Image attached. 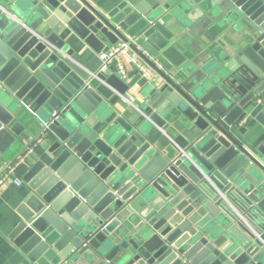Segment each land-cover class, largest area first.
<instances>
[{"label":"water","instance_id":"water-1","mask_svg":"<svg viewBox=\"0 0 264 264\" xmlns=\"http://www.w3.org/2000/svg\"><path fill=\"white\" fill-rule=\"evenodd\" d=\"M199 13L198 26L222 18L239 38L192 76L165 72L124 34L160 51L186 28L198 34ZM120 41L161 78L126 113L110 107L129 89L115 67L90 72L74 58V45L100 54ZM94 81L116 94L105 100ZM0 83V150L22 135L25 113L42 123L29 144L44 134L24 174L18 246L52 250L49 264L86 254L104 264H264V138L255 152L238 136L248 123L264 128V0H124L110 13L89 0H0ZM176 112L198 134L158 150L147 135ZM139 198L151 207L123 223Z\"/></svg>","mask_w":264,"mask_h":264},{"label":"crops","instance_id":"crops-1","mask_svg":"<svg viewBox=\"0 0 264 264\" xmlns=\"http://www.w3.org/2000/svg\"><path fill=\"white\" fill-rule=\"evenodd\" d=\"M89 1L100 11L110 13L116 11L124 0ZM203 16L199 13L196 20L192 21L190 25L196 28L198 34H193L190 32V28H186L182 33L186 34L187 38L184 39L180 35L175 36L171 40L172 48L169 46L160 51L153 48L142 38H137L135 35L130 36V34L126 32H124V34L165 72L174 69L177 73L182 70H187L188 76H192L195 72L208 66L214 51H224L226 48L232 46L231 42H237L239 38V33L233 31L231 25L223 23L222 18L218 21L213 20L212 23L198 26V23L203 20ZM168 19L173 20L174 17L169 15ZM74 48L76 49L74 58L81 63L83 68L90 72L100 71L102 61L99 53L93 51L83 43H80L78 47L74 45ZM130 53L137 61L133 60L129 55H121V60L126 69V77H120L127 82L129 86L128 92L126 96L121 97L115 105L110 104L113 110H118V112L122 113L132 112L137 107H141V105L151 100L154 95L152 87L157 85L161 79L157 72L132 48ZM139 63L145 65L147 72L139 68ZM175 65L179 66L177 67ZM94 84H96V90H99L105 100L111 99L116 94L115 91L95 81ZM4 89L5 87L0 83V95ZM25 114V116L16 119L24 127L22 135L18 137L16 142L8 146L5 151L0 150V168L13 163L22 154L26 146L31 142L33 136L38 133L42 126V123L31 120V115L28 113ZM179 115L178 112H176V117L168 115L166 117L168 122L162 129L158 128L155 124L152 125L147 135V140L151 142L153 147L158 150H170L172 152L174 150L171 146L173 142L180 146L186 145L188 142H192L195 139L198 130L194 126V122L183 119V116L181 117ZM254 124H256L255 128L259 130L257 131L258 133L255 132L254 125L248 123L245 124L248 128L247 132L245 134L238 133V136L243 142L249 145L252 150L257 152L256 149L262 144L264 138V128L259 123ZM27 132L31 135H27ZM261 133H263V135H261ZM40 143L36 145L34 152L31 153L28 160L23 162L17 169L16 176L20 177L24 183L18 186L14 184L12 180H8L4 186L0 188V264H49L46 262V258L49 255L57 258V253L52 250L37 253L39 246H26L27 241L21 243L22 247H27L26 251H23L22 247L18 246L15 243V239L12 238V233L20 221L18 207L23 197L28 192V187L24 181V174L35 161V156L42 151L39 145ZM172 192L171 190V193ZM157 197L161 198V195L158 194ZM152 198H155V196L150 195L149 199L151 200ZM150 200L139 198L133 204L124 208L121 212L122 222L125 223L128 222L129 219L136 220L140 218L141 213L151 207L152 203ZM104 263L105 261L103 259H98L93 254H86L82 256L77 264Z\"/></svg>","mask_w":264,"mask_h":264},{"label":"built area","instance_id":"built-area-1","mask_svg":"<svg viewBox=\"0 0 264 264\" xmlns=\"http://www.w3.org/2000/svg\"><path fill=\"white\" fill-rule=\"evenodd\" d=\"M130 50L131 47L128 43L120 41L113 45L108 51L101 52L99 54L102 61L100 71H109L111 67H115L117 74L122 78H125L126 69L121 60V55H129L133 60L137 61L131 55ZM138 66L142 71L147 72L145 65L139 63ZM43 137V133L38 135L34 142L32 144H28L22 154L13 163L7 164L6 166H2L0 168V188H2L8 180H12L14 184L18 186L24 183L20 177L16 176L17 169L23 162L28 160L31 153L34 152L36 145L43 140Z\"/></svg>","mask_w":264,"mask_h":264}]
</instances>
